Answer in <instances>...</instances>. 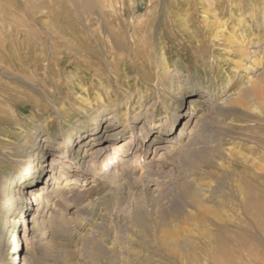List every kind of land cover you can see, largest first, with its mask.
<instances>
[{
	"label": "rangeland",
	"instance_id": "obj_1",
	"mask_svg": "<svg viewBox=\"0 0 264 264\" xmlns=\"http://www.w3.org/2000/svg\"><path fill=\"white\" fill-rule=\"evenodd\" d=\"M161 1L0 0V47H21L32 56L30 63L39 62L33 59L37 52L51 55L50 39L57 35L84 36V40L73 42L72 50L58 52L59 61L54 62L52 56V62H43L45 67L39 63L33 72L26 71L24 58L16 56L0 65V79L8 80L10 87L23 88L20 97L24 101L33 98V105L44 118L59 117L45 94L69 109L66 98L75 97L80 88L79 96L87 94L84 89L88 84L80 83L79 78L110 74L112 70L121 74L145 72L138 73L137 82L127 85L128 103L142 112L155 103L160 120L163 113L171 114L181 98L189 111L190 98L199 101L197 113L178 126L173 142H167L158 127L142 134L139 128L135 130L138 139L126 166L134 167V160L140 157L144 170L151 171L142 179L131 174L125 179L120 177L119 181L133 189L114 200L110 199L112 184L107 178L84 183L83 172L92 165L90 155L97 148L85 157L81 149L75 162L59 173L62 178L51 180L43 190L46 194L42 197L49 202L38 208L37 221L44 220V233L39 228L30 231L36 206L27 218L28 231L23 230L21 217H15L16 191L22 178L15 179L4 200L9 209L4 215L7 220L16 218L18 224L13 229L12 220L4 233L0 225V264L14 258L4 249L21 224L22 242L17 243L16 254L29 259L30 264H264V0H207L209 10L204 13L200 1L205 0H168L174 1L176 8L170 5L143 14L147 3L161 5L166 0ZM128 3L137 5L132 17L139 19L137 23L147 33L144 44L136 49H131L127 41L132 30L127 27L131 16ZM180 19L186 21L182 26L174 23ZM109 31L126 35L128 43L113 41L116 49L110 59L119 56L131 60L129 64L107 63L105 46L101 47L95 38L104 39ZM24 36L36 41L22 46ZM236 40L245 43L248 55ZM141 53L149 56L145 62L132 60ZM81 54L87 59L76 56ZM161 61L166 62V74L160 70ZM1 70L9 71L11 77L2 75ZM29 77L32 80L26 82ZM90 86L99 84L92 82ZM116 91L124 94L123 89ZM33 105L27 106L26 118H32ZM99 107L94 103L90 111ZM88 114L82 112L79 118L87 120ZM143 123L142 119L138 126ZM65 124L64 132L73 126L70 121ZM108 124L103 125L102 132ZM1 132L0 140L9 137ZM100 139L107 136L102 133ZM200 147L209 148V154L201 156L197 152ZM56 148V144H50L47 154L37 156L32 167L59 151ZM33 159V155L21 159L19 170L25 171ZM76 173L79 180L73 183ZM86 177V181L95 179L93 174ZM190 188L198 189L204 197L203 211L188 195ZM136 214L138 220L134 219ZM100 237H104L108 258L113 254L112 262H106L100 254H87Z\"/></svg>",
	"mask_w": 264,
	"mask_h": 264
},
{
	"label": "bare ground",
	"instance_id": "obj_2",
	"mask_svg": "<svg viewBox=\"0 0 264 264\" xmlns=\"http://www.w3.org/2000/svg\"><path fill=\"white\" fill-rule=\"evenodd\" d=\"M206 1L207 0L200 1V5L202 6L203 13L206 12V10H209L207 9L209 3L206 4L205 3ZM161 2H163V0ZM129 4L130 3H128V5ZM170 5L172 8H176L177 4L174 1L172 2L168 0L164 1L161 5L158 3H149V4L147 3L145 5L143 14H145V12L147 13V11L152 12V11H158L159 9L165 10ZM129 9L131 11V16L129 19V25L127 27L128 28L130 27V29L132 30L130 31L131 33L129 34L127 40L129 44L128 43L127 44L129 45V47H131V49H136L144 44L147 37V33L145 32V30H143L144 29L143 26L140 23H137L139 19L138 20L133 19L132 17L133 14L135 13V10L137 9V5L130 4ZM172 19H173L172 17L169 18V20L173 21ZM185 22L186 21L180 19L179 22L175 21L174 23H179L182 26ZM15 39H18V37ZM81 40H84V36L82 34L57 35L56 37L53 38V40L50 39V44H51V55H49L50 58H48L49 56L47 57V55H44L43 53L41 54V52L40 54L39 52H37V55L34 54L33 59L39 61L38 63L37 62L30 63V57L32 56L22 51L21 47L17 48L18 50H15L9 47L6 48L5 46H1L0 65H3L1 63L10 61L13 58V56L14 57L16 56L19 59L24 58L23 61L27 63V65L25 66L26 71L33 72L35 68L39 66V63L43 64V62H52L53 57H55L54 62L59 61L60 58L59 56L56 55L58 52L62 53L63 49L72 50L73 42H78ZM88 40L90 41L89 37ZM95 40H97V42L100 43L101 47L105 46L106 49L105 55L108 59L107 63L109 65L111 64V62H113L114 64L122 63L125 65L131 62V60L119 56L110 59L111 54L115 52L116 49L114 47L113 41L114 42L119 41L126 44V35L121 33L115 35L109 31V34L107 35L106 38L101 39L99 37H96ZM33 41H36V38L32 39V37L30 36L29 37L24 36L21 39V45L22 46L27 45L28 47L33 43ZM236 43L237 46L244 51L245 55L249 54L247 51V47L244 45L245 43L242 44L240 40H236ZM142 53L140 55L133 56L132 60L139 64L141 62H145L149 56L143 55ZM76 56L82 57V59H87V56H84L82 54ZM70 63L72 62L70 61ZM44 64L42 66L45 67ZM159 67L164 74L167 73L165 69L166 68L165 61H161L159 63ZM24 70H25L24 68H20V71L23 72ZM1 72L2 75L9 78L11 77L9 71L5 72L4 70H1ZM121 73H122L121 71L112 70L110 74L99 73L97 75L91 76V78L89 77L79 78V82L81 81L80 83L86 82V84H88V86L84 89V91L87 94L86 95L83 94L79 96L78 94L82 91L80 88L79 91L76 92L75 97L66 98L67 104L71 106L69 109H66L63 104L59 105L55 103L48 94H45L47 100L51 103L53 109L55 110V113L58 114L59 117H56L58 119L52 117L44 118L43 112L38 107L33 105L35 104L33 98L30 97H28V99L24 98L25 99L24 101L23 98L20 97L21 95L24 94L23 88L17 89L10 87L9 85L6 84L8 83V80L4 81L0 79V131L2 132L4 131L6 132L7 135H9L8 138L0 140V148H1L0 219L2 218V220H0V225L3 226L2 233L6 231L5 226L7 224L12 223V220L14 222L13 229L16 223L18 224V220L16 218L7 220L6 216L4 215L6 210H9L8 207H6V205L4 204V200L8 192H10L11 186L14 183L15 179L22 178V183L18 185V190L16 191L18 194L17 195L18 204L16 206L17 212H13V213L15 214V217L16 216L21 217L20 221L22 223L23 220L24 223L23 230L28 231L26 222L29 212L33 210L34 206L37 207V209L35 210L37 211L38 208H40V206L42 205V203H44L45 206L48 205L49 202L48 199H44L42 197V195L46 194L45 192H43V190L44 189L46 190L51 180L56 179L55 181H58L62 178L59 175V173L60 174L64 173V167L68 166L71 162H75L76 159L75 157L78 156V153L80 152L81 149L82 152L84 153L83 157H85L90 153V151H92L94 148H97L96 152L90 155L93 157L92 159L89 160L90 162H92V165L90 164L91 165L89 166L90 168L86 169L83 172L84 183L92 182L97 179L102 180L104 178L105 179L107 178L109 180V183L112 184L109 187V191H108L113 196L110 199L114 200L113 198L117 197V195L120 196L124 194L128 189L129 190L133 189L132 186H129L130 184L126 186L124 183H122V181H119L120 177L121 179H125L127 175L131 174V175H136L137 179H142L145 175H148L149 171H151V170L148 171L144 170V168L142 167V161L141 159H139L140 157L134 160V162H137L134 167L126 166L128 160L127 158L128 156H130L131 149L135 145L136 140L138 139V135L135 130L139 128V133L142 134L146 132V130H148V128L150 127L152 128L158 127L159 134H161V136L166 138L167 142H173L174 141L173 138L176 132L178 131V126L181 123H183V121L187 122L188 118L193 117V115L197 113L199 101L196 98H190V102H189L191 104L190 111L187 110L186 105L184 106L185 101L184 99L181 98L180 102L176 104L171 114H168L167 112L163 113V119L161 118V120L157 118L159 114L156 112V109H154L156 106L155 103H152V105H150L145 112H142L137 109H133L134 107H130L131 104L128 103L129 94L126 95V90L129 89V87L127 85L130 84L131 82L134 83L137 82L135 77L138 76L139 74L144 75L145 72L143 71L141 73L138 72L139 74L138 73L132 74L130 72L127 73L125 72L123 74ZM26 79H27L26 82L32 80L31 77ZM92 82L99 84V86L91 87L90 84ZM117 89H123L124 94L121 96V94L117 93L119 92L116 91ZM91 92L93 93L92 96L90 94ZM111 95L112 98L110 97ZM119 97H121V99H119ZM21 100L24 102L19 103V101ZM94 103L100 105V107L98 109H95L94 111H90V107ZM31 104L34 106L30 108L32 118L30 117L26 118L24 116V113L27 110V106ZM14 108H16V111H13ZM82 112H89V114L87 115L88 116L87 120H82L79 118V115ZM142 119L144 120V123L138 126V122ZM67 121L72 122L73 126L72 127L69 126L66 129V132H64L66 128L65 123ZM106 122H108L109 124L107 125V127H105L104 132H102V127ZM28 123L30 124L28 125ZM11 128L14 130H11ZM59 131H62L63 133L59 135L58 134ZM102 133H104V135L107 136V139L105 140L100 139V135ZM125 135H127V137H124ZM55 136H59V137L54 138ZM36 140H38L37 143H35ZM80 143H83V145L79 148V150H77L76 147ZM50 144H56L57 145L56 149L59 151H57L52 156L40 162L38 166L32 167L35 165L34 161L36 160L37 156H40V154L42 155L47 154L46 149ZM209 151L210 149L207 147L204 148L200 147V149L197 152L200 153L201 156L205 157V155L207 156V154H209ZM37 153H39V155H37ZM31 155H33L34 158L32 163H30L31 165L29 164V167H27L25 171L24 170L20 171L17 164L20 162L21 159H24L26 156H31ZM136 155L139 156L140 152L137 151ZM97 164L98 167L96 169L95 166ZM118 168L121 170V172L119 171L120 173H118ZM40 170H42V174L38 175ZM94 170L97 171H95L94 173ZM111 172L113 174L110 175ZM108 173L109 176H107ZM86 174H91V176L93 174L94 176L93 178L95 179L86 181L87 179ZM99 174L100 177L98 176ZM78 176L79 173H76L75 177L72 179L73 183L78 182L79 180ZM42 179H44L45 181L41 182V184L38 185L37 183L40 182V180ZM65 180H67V178ZM113 183L115 184L113 185ZM28 191H30L31 193H29L27 197L22 196V194L24 193L27 195ZM188 195L190 196L194 205L198 209H200L201 211L205 209V199L198 191V189L190 188L188 191ZM19 213H21V216ZM37 214L38 211L35 215L33 228L30 229V231L37 230L39 228V230H41L42 233H44L46 230V227L44 225L45 222L42 218L40 219V221H37ZM10 215H12V213ZM41 217H43V215H41ZM134 219L138 220L139 214L134 215ZM21 225H19V229H20L19 232H17V234L14 233V238H12V241L9 242V244L7 243V249H4V251L7 252L8 255L10 254L15 255L14 258H9L10 261L7 264L31 263L29 259L27 258L25 259L24 257H19L16 254L18 250L17 243L22 242V240L19 239ZM31 239L34 241L35 239L34 234L31 235ZM10 247H12L11 248L13 249L12 251ZM87 254L92 256L100 254L102 256L101 258H106V262L107 260L111 262L112 260H114V258L111 256L113 254L109 256L110 258H108L107 255L108 253L104 246V237L103 238L100 237L98 238V240H94V244L89 250H87ZM126 263H127V257H126ZM92 264H95L94 261L92 262Z\"/></svg>",
	"mask_w": 264,
	"mask_h": 264
}]
</instances>
